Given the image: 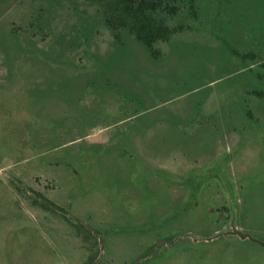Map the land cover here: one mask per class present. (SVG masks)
Segmentation results:
<instances>
[{
	"label": "rangeland",
	"instance_id": "obj_1",
	"mask_svg": "<svg viewBox=\"0 0 264 264\" xmlns=\"http://www.w3.org/2000/svg\"><path fill=\"white\" fill-rule=\"evenodd\" d=\"M177 7L0 0V264H264V0Z\"/></svg>",
	"mask_w": 264,
	"mask_h": 264
},
{
	"label": "trees",
	"instance_id": "obj_2",
	"mask_svg": "<svg viewBox=\"0 0 264 264\" xmlns=\"http://www.w3.org/2000/svg\"><path fill=\"white\" fill-rule=\"evenodd\" d=\"M105 7L106 24L113 30L128 27L136 39L152 49L157 41H165L170 29L155 22L154 16L164 12L168 16L177 13L181 0H95ZM157 23V24H156ZM156 56V51L152 50Z\"/></svg>",
	"mask_w": 264,
	"mask_h": 264
},
{
	"label": "water",
	"instance_id": "obj_3",
	"mask_svg": "<svg viewBox=\"0 0 264 264\" xmlns=\"http://www.w3.org/2000/svg\"><path fill=\"white\" fill-rule=\"evenodd\" d=\"M230 233L231 234H238L239 236H241V238H246V235L245 234H242L241 232H239L236 229H233Z\"/></svg>",
	"mask_w": 264,
	"mask_h": 264
}]
</instances>
